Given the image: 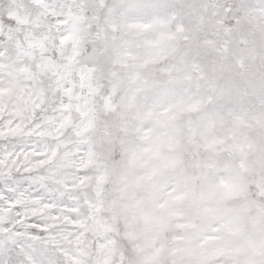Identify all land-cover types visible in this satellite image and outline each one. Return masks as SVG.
<instances>
[{
	"label": "snow or ice",
	"instance_id": "snow-or-ice-1",
	"mask_svg": "<svg viewBox=\"0 0 264 264\" xmlns=\"http://www.w3.org/2000/svg\"><path fill=\"white\" fill-rule=\"evenodd\" d=\"M0 264H264V0H0Z\"/></svg>",
	"mask_w": 264,
	"mask_h": 264
}]
</instances>
